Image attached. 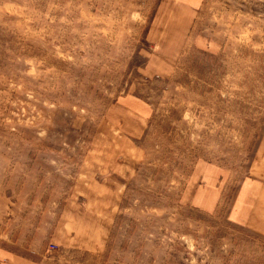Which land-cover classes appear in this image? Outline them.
Instances as JSON below:
<instances>
[{"label":"rangeland","instance_id":"1","mask_svg":"<svg viewBox=\"0 0 264 264\" xmlns=\"http://www.w3.org/2000/svg\"><path fill=\"white\" fill-rule=\"evenodd\" d=\"M259 189L264 0H0V264H264Z\"/></svg>","mask_w":264,"mask_h":264},{"label":"crops","instance_id":"2","mask_svg":"<svg viewBox=\"0 0 264 264\" xmlns=\"http://www.w3.org/2000/svg\"><path fill=\"white\" fill-rule=\"evenodd\" d=\"M249 203L250 200L242 202V207L236 215H239L241 222H246L250 228L264 234V193L261 194L259 189L257 201H253L251 208L247 206Z\"/></svg>","mask_w":264,"mask_h":264}]
</instances>
